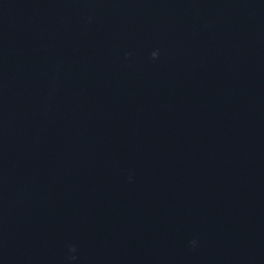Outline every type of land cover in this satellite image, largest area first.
<instances>
[{
    "label": "water",
    "instance_id": "obj_1",
    "mask_svg": "<svg viewBox=\"0 0 264 264\" xmlns=\"http://www.w3.org/2000/svg\"><path fill=\"white\" fill-rule=\"evenodd\" d=\"M0 264H264V0H0Z\"/></svg>",
    "mask_w": 264,
    "mask_h": 264
},
{
    "label": "clouds",
    "instance_id": "obj_2",
    "mask_svg": "<svg viewBox=\"0 0 264 264\" xmlns=\"http://www.w3.org/2000/svg\"><path fill=\"white\" fill-rule=\"evenodd\" d=\"M153 57L155 58V54H153Z\"/></svg>",
    "mask_w": 264,
    "mask_h": 264
}]
</instances>
